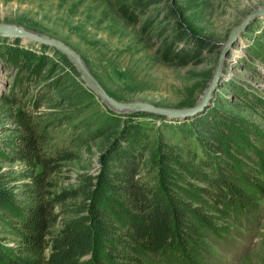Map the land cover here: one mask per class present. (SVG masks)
Instances as JSON below:
<instances>
[{
	"label": "rangeland",
	"instance_id": "374dc122",
	"mask_svg": "<svg viewBox=\"0 0 264 264\" xmlns=\"http://www.w3.org/2000/svg\"><path fill=\"white\" fill-rule=\"evenodd\" d=\"M126 1L0 0V23L22 25L61 40L80 55L106 92L120 101L183 108L198 101L231 29L250 11L264 5V0H160L131 21L118 10ZM195 39L203 42L198 49L193 47ZM176 41L178 48L190 46L194 51L167 61L164 46ZM60 55L45 45L0 36L3 176H17L26 170L23 162L14 159V143L7 144L20 133L15 119L18 109L38 125L45 136L46 153L69 149L76 154L77 159L65 163L54 180L59 188L69 187L82 170L96 173L100 155L115 141L125 142V138L146 162L140 171L145 180L156 177L161 168L177 174V163L171 162L179 157L175 146L186 153L187 131V140H192V147L197 145L198 155L202 154V139L190 133L191 129L195 134L199 127L189 124L211 110L221 113L227 128H232L230 120L235 116L264 134V113L259 115L251 107L255 98L264 101V15L255 18L231 42L210 101L192 117L116 112L84 89ZM21 73L28 87L24 86L15 100L11 89ZM203 122L197 121L200 125ZM123 132H128L124 139ZM148 165L152 175L146 171ZM224 224L227 227L219 237L207 236L201 261L189 264H264V195L255 211L231 217ZM0 236L4 243L11 244L6 239H12V235L4 233L1 225ZM168 261L166 264L173 262Z\"/></svg>",
	"mask_w": 264,
	"mask_h": 264
},
{
	"label": "trees",
	"instance_id": "16d2710c",
	"mask_svg": "<svg viewBox=\"0 0 264 264\" xmlns=\"http://www.w3.org/2000/svg\"><path fill=\"white\" fill-rule=\"evenodd\" d=\"M159 1L127 0L118 10L135 21ZM176 43L164 46L167 61L194 51L190 46L178 48ZM202 44L195 39L193 47ZM60 56L83 84L74 66ZM24 86L28 87V81L21 73L11 97L18 100ZM255 99L251 107L263 115L264 101ZM217 112L211 110L189 124L199 127L195 134L189 129L191 136L202 139V154L187 140V131L183 133L186 153L176 145L179 157L171 161L177 163V174L161 168L156 177L145 180L140 171L146 162L125 138L100 155L96 173L82 170L69 187L59 188L54 180L65 163L77 159L76 154L69 149L46 153L38 125L18 109L15 119L20 133L7 144L14 143V159L23 162L26 170L17 176L0 174V225L12 235L6 239L11 244L0 236V264L200 262L207 236L219 237L227 227L225 221L255 211L264 195V134L235 116L230 120L234 125L227 128ZM201 119L202 125L197 123ZM146 171L153 174L149 165ZM21 178L27 181L15 182Z\"/></svg>",
	"mask_w": 264,
	"mask_h": 264
},
{
	"label": "water",
	"instance_id": "95a60500",
	"mask_svg": "<svg viewBox=\"0 0 264 264\" xmlns=\"http://www.w3.org/2000/svg\"><path fill=\"white\" fill-rule=\"evenodd\" d=\"M264 15V5L259 8L250 11L246 14L241 22L234 26L228 36V39L224 43L217 63L212 71V76L208 81L206 87L202 91L198 101L195 105L183 108H171L156 106L148 102L142 101H120L113 96L109 95L106 90L101 86L97 79L90 72L80 55L72 49L70 46L62 42L61 40L50 37L49 35L38 33L25 28L22 25L0 23V36L10 38H20L25 41L38 43L57 50L63 54L68 61L74 66L75 70L79 74L83 84L95 95H97L102 102L107 104L111 109L119 113H131V112H148L157 115L166 116L168 118H185L192 117L197 114L202 108L208 104L211 98V94L216 87L218 80L223 69V63L225 61V55L231 42L239 35L244 28L249 25L255 18Z\"/></svg>",
	"mask_w": 264,
	"mask_h": 264
}]
</instances>
